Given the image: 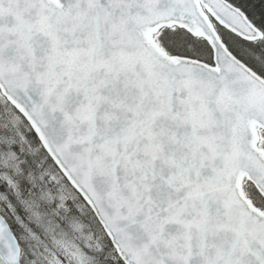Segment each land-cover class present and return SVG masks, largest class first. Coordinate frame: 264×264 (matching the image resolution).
<instances>
[{
	"label": "snow or ice",
	"instance_id": "1",
	"mask_svg": "<svg viewBox=\"0 0 264 264\" xmlns=\"http://www.w3.org/2000/svg\"><path fill=\"white\" fill-rule=\"evenodd\" d=\"M0 264H264V0H0Z\"/></svg>",
	"mask_w": 264,
	"mask_h": 264
}]
</instances>
